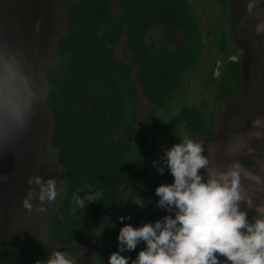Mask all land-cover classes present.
<instances>
[{
	"label": "trees",
	"instance_id": "1",
	"mask_svg": "<svg viewBox=\"0 0 264 264\" xmlns=\"http://www.w3.org/2000/svg\"><path fill=\"white\" fill-rule=\"evenodd\" d=\"M222 7L224 1L220 0ZM113 0H72L64 7V28L56 41V58L44 70L47 91L44 104L52 116L50 146L56 150L57 164L63 169V194L48 220V231L61 247L91 235L97 228V264H107L116 251L115 236L123 223L154 221L165 213L155 206L153 189L170 183L167 170L158 174L151 161L158 157L157 139L163 135L169 147L183 138L189 128L194 136L209 138L212 119L201 108L184 105L164 121L156 116L179 90L185 75L203 56L204 41L191 0H116L121 13H112ZM159 29L160 38L148 41L149 31ZM216 29V28H215ZM209 50L226 51V34L215 30ZM180 34L174 48L167 42ZM124 39L134 66L120 61L113 48ZM211 59L204 73L203 92L212 90L213 106L238 97L243 92L241 62L224 58L217 66ZM135 75V82L132 75ZM258 80V73H253ZM140 89L152 112L138 119ZM133 135L123 138L124 135ZM82 195L99 189L95 203L75 208L73 192ZM144 198V207L131 201ZM123 200L122 207L110 212ZM143 244L127 253L134 258ZM51 250L0 241V264H43Z\"/></svg>",
	"mask_w": 264,
	"mask_h": 264
},
{
	"label": "rangeland",
	"instance_id": "2",
	"mask_svg": "<svg viewBox=\"0 0 264 264\" xmlns=\"http://www.w3.org/2000/svg\"><path fill=\"white\" fill-rule=\"evenodd\" d=\"M70 1L0 0V38L19 49L31 62L39 88L28 132L21 135L10 149L0 152V241L12 240L48 250L60 246L48 231V220L63 194L64 175L63 169L56 162V150L49 143L52 116L44 104L47 86L43 73L56 58V41L64 28L63 10ZM226 1L227 12L218 20L217 0H191V9L199 20L205 44L203 56L199 64L185 75L179 90L157 111L156 116L167 121L184 105L201 108L204 115L213 122L210 137L194 136L189 128L183 130V137L203 142L204 154L212 170H222L232 162L239 161L244 168L260 176V183L242 177L241 186L244 194L254 203L264 204V0ZM111 10L114 15L121 13L116 0H113ZM214 29L226 34L227 47L223 54L217 55L215 50H209ZM180 37L177 34L167 42V46L176 47ZM159 38V29H155L148 32L146 39L156 42ZM113 52L120 61L134 66V61L125 50L124 39L113 48ZM212 57L216 59L214 76L218 74L217 66L224 58L239 60L243 75L242 94L223 100L216 106H213L212 90H202L204 73H209ZM255 71L258 80L253 79ZM132 79L135 82L134 74ZM136 87L137 116L143 119L152 112L153 106ZM132 135L133 132L123 138ZM156 145L158 155L162 148L169 147L163 135L157 139ZM237 145L240 147L234 151ZM33 174L51 175L57 179L56 198L44 204L43 213L36 211L38 202L35 200L31 213L20 207V198L28 187L26 180ZM122 204L123 200L109 215L115 214ZM240 208L249 219L255 214L254 208H245L243 202ZM97 231L75 242L85 249L84 253L74 243L60 247L70 251L77 258L78 264H97Z\"/></svg>",
	"mask_w": 264,
	"mask_h": 264
},
{
	"label": "clouds",
	"instance_id": "3",
	"mask_svg": "<svg viewBox=\"0 0 264 264\" xmlns=\"http://www.w3.org/2000/svg\"><path fill=\"white\" fill-rule=\"evenodd\" d=\"M38 97L33 65L19 49L0 38V152L10 149L28 132ZM150 166L158 174L167 170L172 178L170 183L153 189L155 206L165 214L135 226L123 223L130 217L118 216L122 226L115 236L116 251L109 253L107 264H264V204L254 203L241 186L242 177L260 183V176L239 161L212 170L203 142L188 136L162 148ZM26 183L20 207L31 213L35 200L36 211L43 213L44 204L56 198V177L33 174ZM78 193L79 189L70 200L74 210L95 203L102 195L99 189ZM241 202L245 208H254L251 219L241 210ZM131 203L142 208L144 198L136 194ZM97 229L98 235L102 227ZM141 243L143 247L134 258L121 255ZM75 246L84 253L83 247ZM43 264H78V260L70 251L56 246Z\"/></svg>",
	"mask_w": 264,
	"mask_h": 264
},
{
	"label": "flooded vegetation",
	"instance_id": "4",
	"mask_svg": "<svg viewBox=\"0 0 264 264\" xmlns=\"http://www.w3.org/2000/svg\"><path fill=\"white\" fill-rule=\"evenodd\" d=\"M223 1H224V7H222L220 0H217L218 5H219L218 20L220 19V17H221L222 15H224V14L227 12V9H228V3H227V1H226V0H223ZM218 25H220V24H218ZM171 39H172V38H171ZM171 39H170V40H171Z\"/></svg>",
	"mask_w": 264,
	"mask_h": 264
}]
</instances>
